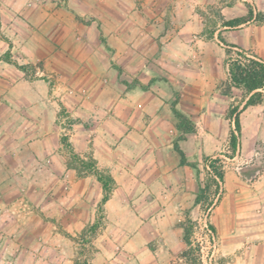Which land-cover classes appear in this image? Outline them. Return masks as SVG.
Here are the masks:
<instances>
[{
	"label": "rangeland",
	"instance_id": "1",
	"mask_svg": "<svg viewBox=\"0 0 264 264\" xmlns=\"http://www.w3.org/2000/svg\"><path fill=\"white\" fill-rule=\"evenodd\" d=\"M196 1L195 24L184 28V0H0V38L11 39L13 61L27 65V71L22 70L25 76L23 86L19 84L13 92L0 96L1 101L11 105L5 122L13 127L6 132L19 135L23 129L20 124H15L25 122L34 124L28 128L30 131H26L30 140L42 131H55L61 139L64 135L70 139L78 125L90 130L92 138L102 127H105V134L119 135L131 132L134 125L126 121L123 125L116 120L131 118L134 122L140 115L139 119L152 120L150 129L156 130L152 131L154 142L144 138L147 147L143 151L168 159L173 148L180 157L174 147L180 131L171 103L178 100L177 106L183 111L184 85L192 86L198 81L216 84L224 93L227 76L216 83L212 79L214 76L208 74L210 69L221 67L222 60L227 57L220 36L227 43L231 38L240 42L251 37L249 42L264 44V0ZM250 9L254 11L251 21L237 28L225 26L226 21L247 15ZM187 18L193 20L191 16ZM102 34L106 42L102 40ZM249 50L258 53L259 49L253 46ZM205 65L208 69H204ZM119 68L122 69L121 75ZM193 71H204V74L194 77ZM125 79H137L144 85L152 79L156 81L147 90L141 87L128 90L122 82ZM225 95L230 99V105L234 103L243 108V90L234 88ZM131 102L136 106L141 104L137 109L140 112L130 113L127 104ZM123 104L125 109L121 108ZM22 118L27 119L20 121ZM100 121L107 123L105 126L104 123L96 125ZM200 127H203L201 134L206 136L204 126ZM252 127L244 117V135H240V144L244 141L245 153L253 154L249 160L231 157L230 131L223 137L217 136L211 150H221L223 154L220 157L225 159L227 183L223 185L220 201L210 210L193 203L182 212V203L176 207L177 200L173 199L178 195L180 202H184V186L179 187L178 194L176 189L174 196L167 197L172 191L158 185L160 178L155 180L161 173L152 171L149 174L144 172L143 166H138L137 174L130 180L133 187L122 188L115 195L125 199L117 213L118 230L125 237L122 238V247L115 248L118 253L124 252L122 264L129 261L133 264H190L183 255L188 248L184 240V226L188 220L193 221L192 241L195 248H201L196 256L202 264H234L235 254L241 256L253 245H263V207L254 202L235 205V194L242 193L240 197H243L244 190L239 188L240 185L235 190V184L231 182L233 176L240 178V184H250L264 171V140H253ZM209 145L210 142L206 141V148ZM53 165V159L46 157L40 163L42 172L0 174V180L18 181V186L21 185L13 189L0 184V244L15 248L5 257L0 254L2 263L55 264L50 249L55 246L62 251L60 257L64 263L61 264H70L75 258L74 264L77 261L82 264L86 258L91 259L88 256L92 251L89 240H93L100 230L116 225L111 220L112 211L104 207L101 210L99 201L92 208V213H96L94 222H100L98 230L91 239L81 236L78 241L74 240L71 236L80 234L77 229L84 224V219L81 218L79 223L75 220L71 232L60 220L71 214L68 200L72 193L79 191V185L72 177L71 169L62 171L58 177L47 171ZM199 169L200 183L206 175L205 161L201 162ZM255 169L260 173L252 178L250 171ZM55 180L58 182L56 190H50L48 186L56 183ZM95 183L98 184L97 179ZM193 192L191 187L186 188L187 195ZM172 202L173 207L166 206ZM84 204L79 206L83 216L84 212L88 213L85 209L89 208ZM236 213H241L237 215V226L233 223L231 227L230 217L234 218ZM248 220L256 221L245 223ZM210 224L216 229L212 230ZM53 225L56 234H44ZM33 227L37 230L33 231ZM138 237L140 252L134 257L130 247Z\"/></svg>",
	"mask_w": 264,
	"mask_h": 264
},
{
	"label": "crops",
	"instance_id": "2",
	"mask_svg": "<svg viewBox=\"0 0 264 264\" xmlns=\"http://www.w3.org/2000/svg\"><path fill=\"white\" fill-rule=\"evenodd\" d=\"M188 1L191 0H184V28L185 25L191 23L195 24V20L197 17L196 12L198 11V2L196 0L194 2ZM203 3H206V1L203 0ZM189 4H191V6ZM187 16H191L193 20H190L189 18H187ZM248 40H252V38L250 37L249 39H243L240 42L231 38L229 43L237 44L238 46L246 50L252 49V47L254 46L255 49H259V54H255L264 59V44L255 45L254 42H249ZM11 46V39L8 40L6 38H0V96L8 92H13V90L17 89L19 84L22 85L23 81H25L24 72L16 66L15 61H13L12 59L13 56ZM6 53L11 54L12 62H8L2 59ZM225 59L222 60L221 67H216L209 70V77L214 76L212 77V79H214L216 83L226 76L228 78V70L225 65ZM205 68L208 69L206 65L204 69ZM223 73L225 74V76L223 75ZM191 74L196 77L204 74V71L202 73L193 71ZM198 82V84H194L192 86L184 85L183 111L195 121L198 131L197 133L188 136L187 140L184 141V145H182V148L186 153L188 161L196 162L198 164V167L200 168L201 162L205 161L206 157H217L223 155L221 153V150H217L214 152L213 150H211V148L215 145L217 136L221 135L223 137L229 131L231 134V130L233 129L234 125L232 123V120L227 116L230 106V99L228 98V96L224 93H221L220 90H218L216 84L209 85L207 83L202 84L201 81ZM245 102L246 99L243 102V106ZM127 105H129L127 107L131 110L130 113H132L133 111L135 112V114L136 112H140L137 111V109L140 108V103L139 106H136L133 102ZM125 107V104H123L121 108L125 109ZM10 109L11 105L0 100V174H28V172H42L41 166H43V164L40 166V163L46 157H51L53 159L54 165L51 166L52 168L47 171H50L51 173L54 172L56 177H58L62 173V171L71 169V171H73L71 175L75 178L76 184L79 185V191H77L76 194H71L73 196H71L72 198H69L68 200L71 214L65 216L60 220V222L68 227L69 232H71L73 230V222L77 220L76 223H79V220L83 218L85 221L84 224L77 229L78 234H81L90 226V224L92 225L95 223L94 221L96 220V213H92V208L94 207V203H97L99 201L102 202V199L104 197L102 184L99 182L97 177L95 179H97L98 184L95 183V179L93 178L94 175L80 176L76 169L70 168L68 166L67 161L69 152L67 153V151L69 150L65 148L64 144L62 143L61 137L57 135L55 131H46L45 133H43L44 131H42L38 134H34L33 136H35L36 138H31L30 140L26 131H30L28 128L30 127V125L34 124L20 122L15 125H21L23 129L22 133L20 132L19 135H15L12 132H6L10 126L13 127L12 124L5 122V116L8 115V111ZM245 113H249L248 116H245ZM244 117L247 124L251 123L253 125V127L251 128V135L254 138L253 140H264V100L259 105L248 107L241 116V134L243 135ZM139 118L134 122L131 118H122L121 120H116L118 123H122L123 125L125 121L130 125H134L132 131L129 133L122 132L119 135H113L112 133L105 134L103 132V129L105 127H102L99 129V133L92 138L90 137V130L78 125L74 128V132L69 139L74 147V150L78 154H80L84 158L93 157L97 161L98 167L101 170L109 171L116 181L112 195L104 205V208L112 211V215L114 218L111 217V220L115 222L116 225L112 226L111 228L107 227V229L104 231L100 230V233L95 235L96 237L91 240L92 251L88 254V256L91 257V264H122L123 262V260H121V257L124 252L122 251L118 253L115 251V248L117 246L122 247V238L125 237L123 236L122 232H119V224H117V213L119 210H121V206H123L125 199L123 197H117L115 195H117V192L122 188H127L128 186L133 187L134 183L130 182V180L133 179L135 174H137L136 172L139 165L143 166L144 172L146 173L150 174L152 171L161 173L156 176L155 180L160 178L158 180V185H163L165 190L172 191L167 197L171 198L172 196H174V190L176 189V193L178 194L180 191L179 187L184 186V202H180V200L178 199V195H176L173 199L177 200L178 206L176 207H179V203H182V212L186 208L191 207L193 203L195 204V197L197 194H195V192L199 190L200 185L198 181L200 176V169L192 167L190 165L181 166L180 157L175 154L173 148L169 151V156L167 157L168 159H164L162 157L158 158L154 153L151 152H144L143 150L147 147V144H145L144 142V138L147 137L148 140L154 142V134L152 131L156 130L150 129V126L153 124L152 120L148 121L144 119L146 122H148L146 123L144 122V120H142L143 118ZM23 119L27 118H22L20 119V121H24ZM148 119L151 118L148 117ZM100 123H104L103 126H105L107 122L100 121L97 122L96 125ZM200 126H204L205 130L207 131L206 136H203L201 134L203 127ZM161 127L163 129L162 125ZM106 130V132H108L109 129L106 128ZM206 141L210 142V145L207 148L205 146ZM91 143H93L92 146ZM148 145L150 144L148 143ZM171 146L173 147V144ZM244 148L245 143L243 141L241 145L239 137V146L234 159H236L237 157H241L244 160H249V158L252 157L253 154L249 151L245 153ZM134 165H137V167L134 168ZM149 174L147 176H149ZM77 175H79V178L77 177ZM231 179V182L235 184L233 185V188L235 190L239 185V188L244 190L243 197H240L242 193L235 194L233 198L235 205H248L251 202H254L255 204L261 205L264 210V171H262L261 174L252 183L246 185L242 183L240 184L238 180L240 178L238 177L236 179L235 177L231 176ZM226 180L227 176L225 177V184L227 183ZM55 181L56 183L48 186L50 187V190H53L55 189V187H57L56 184L58 182L57 180ZM0 184L3 186H9L13 189L21 187V185L18 186V181H14L11 183H9L8 181L4 182L3 178H1ZM187 187H191L193 189L194 192L192 195L186 194ZM246 187H250L251 189L248 191ZM246 194L250 196H245ZM93 197H95L94 200H92ZM84 202L85 206H89L88 209H85V211L88 212H84L85 216L81 215L83 214V212H80L79 208V206H81V204ZM56 204L60 208V204H58V202H56ZM166 206L173 207V202ZM176 207L172 208V211ZM245 208V215H247V207ZM155 210L157 211V209ZM240 214L241 213H236L234 215V218L233 216L230 217L231 227L233 223L234 225L237 224V215ZM177 215V217H180L179 213ZM179 220H181V217ZM248 222L254 223L253 220H248L245 223ZM241 223L242 222L240 221V224ZM55 228L56 227L53 225L52 229L44 232V234H49L50 232L51 234H56V232L53 230ZM36 230L37 228L33 227V231ZM75 231L76 228L74 229V232ZM262 233L264 234V230ZM136 239L138 240H134L132 243V247H130L131 251H133L132 253L134 254V257L135 255H139L140 252V237ZM177 244L183 245L181 241H177ZM21 249L22 247L20 248V250ZM50 249L53 253V263H64V260H62L60 257L62 251L55 246ZM9 250L14 251L15 248L5 244H0V254L2 257H5V254L11 252ZM55 255H57V257H55ZM115 256L116 258H114ZM75 259L77 260V258ZM28 260L29 259H27L26 261ZM76 260H71L70 264H74ZM26 261L23 260L22 262ZM232 262L234 264H264V243L261 246L253 245L251 249L249 248V250L246 249L244 252H242L241 256L235 254ZM29 263L30 262H28V264ZM0 264L5 263H2V261L0 260ZM128 264H133V261H129Z\"/></svg>",
	"mask_w": 264,
	"mask_h": 264
},
{
	"label": "trees",
	"instance_id": "3",
	"mask_svg": "<svg viewBox=\"0 0 264 264\" xmlns=\"http://www.w3.org/2000/svg\"><path fill=\"white\" fill-rule=\"evenodd\" d=\"M254 18V11L249 10V13L244 16H239L226 21L225 26L230 28H237L241 25L251 21ZM264 20V17H263ZM102 40L106 42L104 35L102 34ZM220 40L226 46L227 57L225 59V65L228 70V79L224 83L223 92L225 94H230L232 89L237 88L245 92L246 102L242 109L241 105H235L234 103L230 105L228 109V118L233 120L235 128L231 130L230 135V146L232 148V156L234 157L238 146L239 137L242 133V123H241V112L250 106H256L263 102L264 100V59L256 55L250 50H246L237 44L227 43L226 40L220 36ZM8 62H12L11 54L6 53L3 58ZM16 66L24 71H27V65L16 63ZM120 75L122 74V69L119 68ZM156 79H152L149 84L144 85L139 80H122L126 85L128 90L134 89L136 87H141L142 89H149L151 84L154 83ZM222 87V85H220ZM178 100L171 103V110L177 120V127L180 131V135L174 142V147L181 158V165H190L192 167L198 168V164L194 162H189L184 149L181 146V142L187 140L188 136L197 132L196 123L181 109L178 108ZM62 143L69 150L68 166L70 168L76 169L80 176L95 175L99 182L102 184L104 197L100 204V209L103 210L105 203L110 199L112 192L114 190L116 181L113 175L106 170H101L98 167L97 161L93 157L84 158L78 154L69 140L67 135L62 137ZM205 171L206 175L200 180L199 190L195 197V205L205 206L208 210L212 209L221 199V193L226 177L225 169V159L220 156L217 157H206L205 159ZM199 175L201 172L199 170ZM215 198L217 200L215 201ZM99 221H96L90 227L85 229L78 236H71L74 240L78 241L81 236L91 239L92 235L99 228ZM212 230L216 227L210 224ZM194 232V225L192 220L184 226V240L186 241L188 248L184 251L183 255L188 259L190 264H202L197 252L201 250L194 247L192 241V236ZM91 244V240H89ZM76 264H80L77 262ZM82 264H91L90 260L87 258Z\"/></svg>",
	"mask_w": 264,
	"mask_h": 264
},
{
	"label": "water",
	"instance_id": "4",
	"mask_svg": "<svg viewBox=\"0 0 264 264\" xmlns=\"http://www.w3.org/2000/svg\"><path fill=\"white\" fill-rule=\"evenodd\" d=\"M250 172L252 173V178H254L256 175H258L260 173V170L255 169V170H251Z\"/></svg>",
	"mask_w": 264,
	"mask_h": 264
}]
</instances>
